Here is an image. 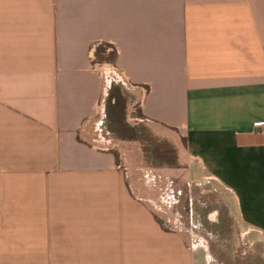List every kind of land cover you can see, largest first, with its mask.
<instances>
[{"label":"crops","instance_id":"0c3cea01","mask_svg":"<svg viewBox=\"0 0 264 264\" xmlns=\"http://www.w3.org/2000/svg\"><path fill=\"white\" fill-rule=\"evenodd\" d=\"M107 50L113 125L167 139L164 176L213 178L264 261V0H0V264H210L135 143L94 140Z\"/></svg>","mask_w":264,"mask_h":264},{"label":"rangeland","instance_id":"374dc122","mask_svg":"<svg viewBox=\"0 0 264 264\" xmlns=\"http://www.w3.org/2000/svg\"><path fill=\"white\" fill-rule=\"evenodd\" d=\"M106 55L104 61L98 62L113 64V53L107 50ZM129 88L116 83L106 92L109 110L108 113L104 111L103 118H99L100 126L93 131L95 142L109 146L112 143L114 149L121 141L135 143L130 147H133L134 153L141 155L143 183L146 184L145 173L154 176L150 187L157 186L159 189L158 207L170 213L171 222L168 225L176 231L185 232L189 243L206 249L210 264H264L260 234L240 224L235 213L231 212L229 193L221 192L213 178L186 180L183 175L164 176L162 170L178 166L172 144L167 139L153 136L143 123H125L121 128L113 125L115 120H121V106ZM169 185L181 194L172 209H164L159 201Z\"/></svg>","mask_w":264,"mask_h":264},{"label":"built area","instance_id":"2783aa9c","mask_svg":"<svg viewBox=\"0 0 264 264\" xmlns=\"http://www.w3.org/2000/svg\"><path fill=\"white\" fill-rule=\"evenodd\" d=\"M94 71L98 73L102 82H103V90H104V99L101 101V105L99 107V112L101 117L104 116V105H105V98L106 92L113 84L120 83L123 87H130L128 80L126 79L125 75L120 72L113 64L106 63V62H98L95 61L92 65ZM100 126V120L96 125V128ZM264 125L262 124H255L254 128H260ZM103 143V142H102ZM108 143V142H107ZM106 144V143H104ZM144 180L147 186H150L153 183L154 176L152 177L150 174H144ZM181 192L176 190L172 186H168L164 193H162L160 197V206L164 209H172L177 204V199L180 196ZM193 247L198 246V244H191Z\"/></svg>","mask_w":264,"mask_h":264}]
</instances>
